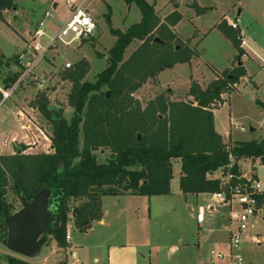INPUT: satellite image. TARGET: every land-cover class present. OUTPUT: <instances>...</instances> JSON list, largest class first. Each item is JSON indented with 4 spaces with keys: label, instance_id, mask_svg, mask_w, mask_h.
Listing matches in <instances>:
<instances>
[{
    "label": "trees",
    "instance_id": "trees-1",
    "mask_svg": "<svg viewBox=\"0 0 264 264\" xmlns=\"http://www.w3.org/2000/svg\"><path fill=\"white\" fill-rule=\"evenodd\" d=\"M122 1L126 6L135 4L141 19L121 32L111 27L107 14L106 24L115 42L108 51L105 69L93 82L80 83L88 71L87 63L79 61L72 73L67 69L71 84L67 104L73 110L70 120L53 121L47 98L36 97V107L51 127L52 152L23 154L24 148H18L13 155L0 156V216L8 217L14 211L7 201L8 193L21 202L49 189L53 222L46 237L61 249L68 247L65 234L69 214L74 217L76 231L85 233L92 222L101 220L102 197L169 196L173 161L180 164L179 191L183 196L227 194L229 186L246 182L238 180L240 161L258 159L264 165V133L259 140L230 142L214 129L215 105L245 77L242 65L231 74L223 71L221 79L205 90L192 81L187 95L193 101L172 102L159 95L142 106L133 97L161 72L189 64L197 51L171 30L180 20L177 12L160 20L154 6L145 0ZM16 2L0 0V21L5 23L3 14L15 10ZM192 6L197 14L207 10ZM216 29L240 59L244 54L240 32L221 23ZM133 42L139 45L124 60L125 50ZM198 101L201 108L195 105ZM256 105L264 110V102L256 101ZM101 150L110 151L104 164L97 163L94 155ZM209 173H220V177ZM228 176L232 178L227 182ZM256 199L264 208V193ZM81 200L85 202L77 209L79 213H73L76 208L69 204ZM5 237L6 228L0 220V242ZM5 260L7 264H30L11 256Z\"/></svg>",
    "mask_w": 264,
    "mask_h": 264
},
{
    "label": "rangeland",
    "instance_id": "rangeland-1",
    "mask_svg": "<svg viewBox=\"0 0 264 264\" xmlns=\"http://www.w3.org/2000/svg\"><path fill=\"white\" fill-rule=\"evenodd\" d=\"M145 1L154 6L160 20H163L162 15L166 18L173 12L179 14L180 20L170 28L180 39H188L183 41H189V45L196 48L198 58L194 59L190 65L182 64L165 70L158 74L156 80L154 78L146 82L133 94L142 106L159 95H164L171 101L183 100L192 80L199 85L203 83L204 88L200 87L205 90L215 81H211L215 77L213 72H216L219 79H221L223 69L227 71L225 75L231 74L232 69L237 67V53L222 35L215 30H210L224 13L230 10L235 12L237 8L244 5V12L239 18L240 27H248L245 40H248L247 36H249L253 41L251 47L257 57L251 56L252 60L246 61L249 57L243 51L240 62L245 61L247 73L253 78L251 80V77L245 75L239 79L237 84L230 87V92L220 96L221 101L215 105L216 109L213 110L214 128L218 134H230L236 141L259 140L264 133V111L256 105V100L264 102V0ZM65 2L66 0H17V8L3 14L5 23L0 21V85L3 87L10 85L15 78L17 81L23 72V68L18 63V55L23 52L25 43L31 39L44 11L50 9L52 4H57L54 11L55 18L45 21L46 26L52 30L60 26L61 22L68 17L69 8ZM193 4L201 9H210L197 14ZM86 10L96 23L93 37L70 46L57 43L37 63L30 77L20 84L2 108L9 107L10 109L8 117L13 119L10 124L11 131L13 135L16 134L18 141L23 140L24 136L33 137L34 131L37 140L40 141L39 145L32 150L18 141L11 145L10 139L2 138L3 146L0 144V156L13 155L18 148H24L23 154L51 153L52 150L49 148L51 147V127L46 125L45 119L36 107L37 95L45 96L50 106L63 109L62 118L69 121L73 110L67 104L71 84L67 79L68 72L65 65H71L68 71L72 73L79 61L87 63L88 71L80 83L93 82L95 76L105 69L108 51L115 42L106 24L107 14L109 13L110 16L111 27L121 32L137 24L141 19L137 6L135 4L126 6L122 0H91ZM233 12L228 15L229 18L225 17L219 23L225 27H231L230 23H235V29L238 30L237 18L231 17ZM48 35L51 37V34ZM43 40L47 42L46 39ZM137 46L138 43L133 42L125 50L124 60ZM166 85H169L168 88L172 92L165 89ZM189 98L190 100L187 101H193L191 97ZM20 112L22 115L19 114ZM28 120L31 121L32 126L27 123ZM27 124L31 128L22 129ZM249 127L254 131L250 132ZM37 128L43 132L46 140H42L43 136L38 138ZM94 155L97 163L104 164L110 158V151L101 150L95 152ZM240 166L242 171L252 172L264 191V165L258 159H247ZM172 176L170 195L162 197L156 205L153 203L155 200H152L149 218L146 214L140 219L130 216L127 220L123 218L118 223L110 216L109 219L112 221L109 227L102 230L96 228L87 236H81L74 232L76 230L74 217L69 214L66 232L71 233L73 238L84 239L87 245L92 246L98 242L111 247L119 244L124 248L129 244L141 246L138 252L145 256V259L138 256L136 264H230V259L227 257L229 253L228 235L223 230L228 225L230 212L236 211V207L213 202L210 195L202 198L200 196L183 198L178 188L179 163L176 161L173 162ZM7 201L12 204L13 213L21 208L20 201L11 193L7 194ZM84 202L85 200L71 202L69 207L78 209ZM186 204L192 206L193 215L187 211ZM209 207H214V212L209 211ZM200 209L204 211L205 223L198 228L195 214ZM230 222V228L234 230L236 223L233 220ZM46 239L43 253L47 252L52 241L50 236ZM218 242L222 245L219 246ZM182 243H187L188 246ZM197 243L199 246L196 245ZM171 246H176L178 249L173 252L170 250ZM62 250L63 253L59 252L60 256L65 255L66 248ZM218 253L224 254L225 257L222 260L217 259ZM7 256L21 259L9 253L0 242V264H7L5 260ZM94 256L100 260V264H103L106 257L105 249L89 250L86 254L89 259ZM240 256L245 264H264V221H256L253 229H248L243 233ZM69 259L72 261L70 256ZM52 260L50 259L47 264H54ZM27 262L38 264L39 260Z\"/></svg>",
    "mask_w": 264,
    "mask_h": 264
},
{
    "label": "crops",
    "instance_id": "crops-1",
    "mask_svg": "<svg viewBox=\"0 0 264 264\" xmlns=\"http://www.w3.org/2000/svg\"><path fill=\"white\" fill-rule=\"evenodd\" d=\"M209 9H207V10H209ZM231 12H233V11L230 10L227 13H224L221 16V18L211 27L210 31L215 30V32H218L220 35H222L216 29V26L225 17L229 18L230 16H228V15L232 14ZM243 12H244V5H241V8L240 7L237 8L236 11L233 12V15L231 17L232 18H237L238 27H239L238 31L240 32V37H241V40H242L241 48L245 52V54L248 55V57H249L248 60H246V61H250V60H252L251 56L257 57V55L256 56L254 55L255 52L252 50V47H251V45L253 46V41L249 38V36H247L248 40L247 39L245 40L246 32H248V27L247 26H245L244 28L240 27L239 18L243 14ZM162 18L164 19L165 15H162ZM181 40L183 41V40H188V39H182L181 38ZM138 45H139V43H138ZM196 58H198V56ZM196 58H194V59H196ZM194 59H192L188 65H190L191 62ZM232 62H231V64H232ZM244 62L245 61H243L241 64H242V66H243V68L245 70L246 75L251 77V80H252L253 77L250 76L247 73V69L245 67V63ZM180 65H182V64H180ZM183 65H185V64H183ZM177 66H179V65H175L173 68H175ZM225 69H227V68H225ZM222 71H224V69ZM213 74H215V77H213L211 79V81L216 80L218 78V76L216 75V72H213ZM156 78H155V80H156ZM149 81H151V80H149ZM192 81H194V80H192ZM194 82H196V81H194ZM147 83H148V81H147ZM202 84L201 85L198 84V85L202 87L203 86ZM166 87L167 88H165V89L168 90V92H172V90L168 88L169 85H166ZM203 88H204V86H203ZM171 95H173V93ZM187 100H190V98L187 97V95H186V97L183 100H176L175 99L172 102L187 101ZM170 101H171V99H170ZM256 101L262 103V101H260V100H256ZM3 106H4V104L2 106H0V119H1L0 120V144L3 143L2 138H6L7 140L10 139L9 142H10L11 145H13L16 141H18V139L16 137V134L13 135L14 133L11 131L10 124H11V121H13V119H10L8 117V115H10L9 107H6V108L2 109ZM19 114H21V112ZM213 121H214V116H213ZM1 123H3V124H1ZM32 125L33 124H31V126ZM26 126L31 128L28 124L25 125V127ZM25 127H22V129H24ZM37 131H38V138H42V136H43L42 140H44V138L46 139V137L44 136L42 131H40L38 128H37ZM35 135L36 134L33 131V137L24 136L23 140L18 141V142L23 143L24 145L30 147V149L34 150V149L37 148V146L40 143V141L37 140V137ZM219 135H221V134H219ZM221 136L224 139L229 140L230 142H241V141H236L235 139H233L230 134L221 135ZM35 137H36V139H35ZM1 146H3V145L1 144ZM31 147H34V148H31ZM49 148L52 150L51 147H49ZM45 153H47V152H45ZM176 162L179 163V161H176ZM242 162L243 161H240L239 166L241 165ZM172 166H173V163H172ZM240 172H241V174H244L246 176V178H253V179L257 180V178L252 174L251 171H249V170L242 171L241 166H240ZM213 176L215 178H219L220 177V173H216ZM179 177H180V164H179ZM172 178H173V176H172ZM262 192L264 193L263 190H262ZM180 194H181V192H180ZM188 196H194V197L200 196L202 198V197H206L208 195L207 194L187 195V196H183L182 195V197L185 198V199ZM210 196H211L212 201L216 202V200L213 198V196L212 195H210ZM162 197H167V196H156V197H151V198H146V197H141V196H132V195L115 196V197H111V196L102 197L101 198V213H102L101 220L92 222L91 228L89 230H87L85 233H79L76 230H74V232L79 233L81 236H87L88 233L93 232V230H95L96 228H99V230H102L104 228L106 229L107 227H109L111 225V221L112 220L119 223L121 221V219H123V218H125V220H127L130 216L131 217L136 216V217H139V219H140V217L144 216L145 214L147 215V218H149L150 217L149 213H150V207H151L152 200H155V201H153V203H154V205H156L157 202L162 199ZM221 205H223V204H221ZM186 208H187V211L191 215H193L192 206L190 204H186ZM199 211L204 212L202 209H200ZM209 211H211V212L213 211L214 212V207H209ZM110 216H111L112 220L109 219ZM259 220L264 221V208L263 207L261 208V211L258 214V217L256 218V221H259ZM230 221L231 220H230V217H229L228 225L223 230V232L228 235V241H229V230L231 229L230 228V223H231ZM195 222H196L198 228L202 227L203 224L205 223V215H204L203 222L201 224H199L196 221V214H195ZM69 236H70V240L67 243L68 247L65 250V255H63V256L61 255L60 256L59 252H62L63 250L60 249V248H57L55 242L52 240L50 242V244H49L47 252L43 253V248H42L41 256H40L39 259H37V260H39L38 264H47L50 259H53L52 261L54 262V264H61V263H64V264H100V260L96 256L92 257L91 259L86 257V254L88 253L89 250H97V251H99L100 249H102V250L105 249V251H106V257H105V259L103 261V264H136L138 256H140L142 259H145V256H143L142 254H140L138 252L139 249L142 248L141 246H136V245H133V244H129L128 247L124 248V246L119 244V245H116L114 247H111L110 245L105 246L104 244H102L103 242H98V244H95L94 246H92V245H87V242H85L84 239H81L79 237H74L73 238L71 233H69ZM98 237H100V235H98ZM182 245L188 246L187 243H182ZM196 245L199 246V243H197ZM218 245L221 246L222 245L221 242H218ZM177 249L178 248L176 246H171V248H170V250L173 251V252L176 251ZM55 256H57V259H55ZM69 256L71 257L72 261H70Z\"/></svg>",
    "mask_w": 264,
    "mask_h": 264
},
{
    "label": "built area",
    "instance_id": "built-area-1",
    "mask_svg": "<svg viewBox=\"0 0 264 264\" xmlns=\"http://www.w3.org/2000/svg\"><path fill=\"white\" fill-rule=\"evenodd\" d=\"M90 1L66 0L65 4L69 8V15L61 22L60 26L53 30L46 26L45 21L47 22L55 18L54 11L57 8V4H52L50 9L44 11L32 33L31 39L25 43L23 52L18 55V63L23 68V72L18 80L10 87L0 85V106L10 99L27 77H30L37 63L57 43L70 46L74 43H79L81 40L93 37L96 31V23L86 10ZM230 26L234 29L236 28L235 23H230ZM48 34H51V37ZM43 39H46L47 42L45 43ZM70 67V64L65 65L66 69ZM27 123L32 124L29 120ZM27 127L24 129H28ZM229 159L231 160V157ZM231 178V176H228L226 179L227 182ZM238 180H244L246 182L245 184L229 186L227 194L223 191L212 195L219 204L236 207V211L230 212L229 215L230 220L236 223V228L229 230V253L227 257L230 259V264H245L243 258L240 256L242 235L248 229L255 227L256 218L262 208L259 207L256 199L263 194L259 182L253 178H246L244 174H241ZM203 219L204 212L198 211L196 213V221L201 224ZM69 240V233L66 232V243ZM224 257V254L221 253L216 255V258L219 260H222Z\"/></svg>",
    "mask_w": 264,
    "mask_h": 264
},
{
    "label": "water",
    "instance_id": "water-1",
    "mask_svg": "<svg viewBox=\"0 0 264 264\" xmlns=\"http://www.w3.org/2000/svg\"><path fill=\"white\" fill-rule=\"evenodd\" d=\"M155 43H160L158 39ZM240 59L237 61V67L241 66ZM196 107L201 108V101H198ZM52 113V120L62 119L64 110L49 106ZM249 131L254 129L249 127ZM141 137L137 136V141ZM52 148V147H51ZM211 176L212 173H209ZM51 191L42 189L31 201L21 199V208L8 217L0 216V220L6 228V237L1 240L3 247L12 255L27 261H35L40 258L42 248L46 244V233L53 222V215L49 200ZM73 213L78 214L75 209Z\"/></svg>",
    "mask_w": 264,
    "mask_h": 264
}]
</instances>
